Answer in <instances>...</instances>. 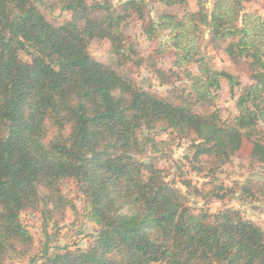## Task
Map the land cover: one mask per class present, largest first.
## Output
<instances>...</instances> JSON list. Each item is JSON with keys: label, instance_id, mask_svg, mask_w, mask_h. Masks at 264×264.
<instances>
[{"label": "trees", "instance_id": "obj_1", "mask_svg": "<svg viewBox=\"0 0 264 264\" xmlns=\"http://www.w3.org/2000/svg\"><path fill=\"white\" fill-rule=\"evenodd\" d=\"M40 1L0 0V264H264L261 226L232 207L196 211L160 166L188 139L193 170L214 178L242 136L250 161L264 167V15L247 10L248 0H196L194 10L189 0H154L161 7L152 10L148 0H57L71 18L55 25ZM134 16L148 40L167 36L158 52L172 51L176 69L167 73L149 57L163 84L181 70L167 96L89 52L92 40L108 39L121 61ZM206 34L207 45L250 70L229 120L218 106L222 82L233 92L241 81L214 66ZM65 179L76 181L84 216L99 230L86 248L51 251L47 240L32 255L21 213L41 210L45 232L58 227L55 217L75 208ZM242 193L254 196L253 185Z\"/></svg>", "mask_w": 264, "mask_h": 264}, {"label": "rangeland", "instance_id": "obj_2", "mask_svg": "<svg viewBox=\"0 0 264 264\" xmlns=\"http://www.w3.org/2000/svg\"><path fill=\"white\" fill-rule=\"evenodd\" d=\"M111 1L119 4L125 0ZM148 1L151 10L154 9L153 6L155 9L161 7L154 0ZM36 4L45 17L55 25L71 18V13L62 9L57 0H42ZM207 6L210 8L212 5L208 2ZM189 7L196 9V0H189ZM246 9L264 15V0H248ZM154 15L155 12L152 11V16ZM125 33V53L121 61L111 51V42L108 39L92 40L89 44L90 54L95 59L112 66L122 75L134 79L139 86L150 89L161 96H167L168 91L174 85L182 83L183 75L181 70L177 69L179 76H172L168 83L163 84L153 72L150 64L152 62L149 61L150 56L154 57L156 66L167 73L170 69H176L173 64L172 51L163 54L158 52L159 42L167 40L166 34H162L154 41L148 40L142 29V22L136 16L126 27ZM205 37L206 40L203 43L205 52L214 66L237 75L241 81V85L235 87L233 92L226 81L222 82L218 106L222 110L223 118L229 120L238 114L237 95L244 85L251 82L250 70L245 62L233 63L223 48H213L207 45L208 35L206 34ZM21 56L24 60L29 59L25 53H21ZM191 69L195 71L196 66L192 65ZM166 137L168 135L162 136L163 139ZM190 145L191 142L188 139L183 140L180 145L173 144L166 152L168 157L160 162V166L167 169L168 180L171 184L187 195L189 205L196 211L203 209L210 212L232 207L240 210L245 218L254 221L264 229V192L259 189L264 185V167L250 161L251 142L242 136L239 137L232 149L231 161L220 167L215 172L214 178L207 176L206 171L199 174L193 170L192 164L186 158L189 155ZM184 179L190 180L200 194L194 189L188 192L182 183ZM247 183L253 185L254 196H246L242 193V186ZM61 188L66 198L74 203L75 208H68L64 216L55 217L59 221L58 227L53 228L52 225H48V230L45 232V219L41 210H28L21 213L23 222L35 239L32 255L40 256L42 245L47 240L51 251H54L57 246L71 249L86 248L99 230L97 225L88 221L84 216V196L76 181L65 179L61 182ZM28 263L29 258H22L10 264Z\"/></svg>", "mask_w": 264, "mask_h": 264}]
</instances>
